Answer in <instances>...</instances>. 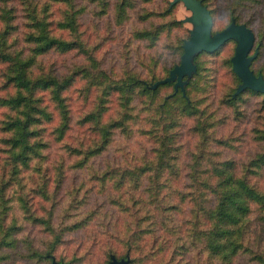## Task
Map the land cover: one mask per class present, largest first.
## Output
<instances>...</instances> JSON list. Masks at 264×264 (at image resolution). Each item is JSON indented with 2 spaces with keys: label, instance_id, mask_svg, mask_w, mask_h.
<instances>
[{
  "label": "trees",
  "instance_id": "trees-1",
  "mask_svg": "<svg viewBox=\"0 0 264 264\" xmlns=\"http://www.w3.org/2000/svg\"><path fill=\"white\" fill-rule=\"evenodd\" d=\"M218 1L201 0L212 16V32L221 30L234 20L251 27L255 41L258 39L264 45V11L253 7L263 8L264 0H222L226 22L214 30L220 8ZM136 2L0 0V260L10 256L7 247L12 246L16 239L11 233L21 231L28 224L39 225L45 233L39 244H34L30 236L23 238L30 255L40 260L53 257L67 230L82 227L96 215L95 208L88 205L92 182L101 186L111 182L116 187L126 183L131 189L145 191L146 200L135 193H130L127 199L130 204L126 207L128 211L133 209L135 219L126 228L130 242L133 243L140 234L139 230L130 229L141 225V230H145L156 219L165 228L176 227L175 210L179 204L159 193L166 179L163 173L168 176L178 174L176 156L171 149L174 137L181 131L174 117L193 115L197 116L193 128L202 133L203 139L199 142L202 150L192 156L189 166L185 162L192 184L188 197L183 192L179 193L191 203V216L186 220L185 231L174 237L172 258L178 257L175 264H188V258L182 257L197 248L193 264H264V186L252 180V175L261 174L264 168V122L255 130L261 148L248 160L237 161L233 156L220 152L211 156L207 152L209 143L217 142L218 146L234 148V138L207 139L223 120L219 123L213 110L201 108L199 97H193L188 90L183 93L176 89L156 104L158 119L153 116L154 124L148 129L156 131L158 138L153 140L148 150L144 146V151L134 153L130 160L123 162L124 165L109 160L95 165L96 157L108 149L113 135L118 132L129 135L138 111L142 107H150L159 88L174 81L152 87L180 62L183 42L189 36L185 29V34L175 42L171 39L173 28L182 25L181 20L174 17L158 23L150 20L146 26L134 27L133 37L147 41L148 46H154L161 37H167L168 45L174 43V50H177L178 63L163 65L157 70L158 58L150 56L145 60L147 78H142L127 61L119 75L106 71L93 55L99 42L90 44L86 40L79 19L87 12L98 19L109 20L112 15L114 22L120 25ZM176 3L166 0L161 10L144 8L139 14L143 19L150 15L167 16ZM249 8L252 9L251 14L245 17ZM254 21L259 22L257 32L251 26ZM229 40L232 38L215 51L201 52L215 56ZM71 53H81L87 61L66 63L65 58ZM200 53L193 55L197 74L204 68L197 60ZM231 57L223 58L222 64H226L225 70L235 76L237 85L234 84L220 101L232 106L236 117H239V102L246 91L262 95V101L264 93L248 87L234 93L241 79L232 68ZM208 70L207 67L206 74H203L204 83L210 78ZM76 80L82 81L78 92L83 94V98L88 100L90 91L94 96L92 105L74 120L69 91ZM175 102H178L177 115L173 116L168 106ZM73 123L86 134L77 142L67 140ZM209 131L211 134H207ZM205 156L207 158L201 162ZM82 171L85 178L78 182L77 178L72 179L74 174L79 175ZM88 180L90 188L80 192ZM114 201L123 203L118 199ZM141 208L152 216L144 214L138 217ZM68 217H71L69 223L65 222ZM146 217L151 219L144 222ZM71 261L61 257L58 263L71 264Z\"/></svg>",
  "mask_w": 264,
  "mask_h": 264
},
{
  "label": "rangeland",
  "instance_id": "rangeland-1",
  "mask_svg": "<svg viewBox=\"0 0 264 264\" xmlns=\"http://www.w3.org/2000/svg\"><path fill=\"white\" fill-rule=\"evenodd\" d=\"M165 1L150 0L144 2L137 0L135 7L128 10L127 19L120 25L114 22L112 15L109 20L106 18L98 19L91 12H87L80 17V28L86 40L90 44L99 42V45L93 51V55L99 60V64L106 71L113 75H119L122 66L127 61V64L138 71L142 78H147L148 72L145 60L149 59L150 56L158 58L157 70L163 65L178 63L177 50H174V43L168 45L169 39L167 37H161L154 46H148L147 41L134 38L132 35L134 27L146 26L150 20L158 23L162 19L171 20L172 17L181 20L182 23L181 26H175L170 32L171 39L174 42L178 37L185 34V29L188 30V35L190 36L191 31L200 28L201 22L199 19L195 21L189 19L193 12L190 8L186 7L182 0L175 4L172 13L167 14V16H161L162 14L150 15L147 19H143L140 16L139 13L143 12L144 8L161 10L163 5H165ZM222 2V0L217 2L220 8L218 9L219 12L214 23V30L223 27L226 22V18L223 15L224 10L221 7ZM253 7L257 9L261 8L264 11V5L263 8L257 5ZM251 11L252 9L250 8L246 10L245 17H248ZM244 20L242 19L241 21ZM251 26L257 32L259 22L254 21L251 23ZM236 44L237 40L232 38L221 48L219 54L215 56L202 53L201 51L203 50L194 53L197 55L201 52L197 57V60L204 67L198 72L200 74H197L195 67V70H190L181 77V82L177 84V87H175L176 79L169 85L161 86L157 91V95L151 100V106L142 107L138 111L136 121L131 124L132 131L130 134L127 135L119 132L114 134L108 149L103 155L96 157L95 165H102L107 160L121 162L120 164L124 165L123 162L130 160L134 153L144 151L142 150L144 146L148 150L150 144H153V140L158 138L156 131L153 132L148 129L154 124L152 117L155 116L158 119L155 110L156 104H160L164 97L172 95L176 89H180L183 93L188 90L193 97H199L201 108L205 107L207 111L213 110L219 118V123L220 120L221 122L223 120L219 126L215 127L212 135H209L207 139L212 140L214 137L222 139L227 136L234 138V148L218 146L217 142L209 143L207 145L209 155L212 156L214 152H216L214 155H217L220 152L227 156H233L237 161H246L257 153L261 148V143L255 137V130L261 127L264 122V101H262V95H255L250 91H246L239 102L241 104H239L241 108L239 117H236L232 106L220 101V98L225 96L227 92H230L234 84L237 85L235 76L225 70L226 64L225 66L222 64L223 58L229 59L233 55ZM256 48L257 54L251 62V68L256 73H261L264 76V45L260 44L258 39L254 43L253 50ZM253 50L251 53H253ZM86 61L85 56L81 53H71L65 58L66 63H85ZM228 62L230 66V61L227 60L226 63L228 64ZM207 67L209 68L210 78L208 82L204 83L205 77L203 74H206ZM81 82V80H76L73 89L69 91L74 120L92 105V98L94 96V92L90 91L88 93V100H86L83 98V94H79L78 88ZM190 82L191 85L189 84ZM177 106L178 102L168 106L170 112L174 113L173 116L177 115ZM110 108L112 110V106ZM174 118V120L178 121V129L181 131L179 135L174 137L171 149L172 154L176 156L175 162L178 166V174L168 176L167 173H163V177L166 179L163 180L159 194L163 195L164 198H173L178 202L179 205L175 210L176 227L165 228L156 219V222L151 223L145 230H141V225L140 227L130 229L140 231V234L135 237L133 243L130 242L128 238L129 230L127 231L126 228L128 224L131 226L135 219L132 214L133 209L128 211L126 207V204H130V201H127V199H129L130 193H135L136 196L138 195L137 197L141 196L142 199L146 200L145 191L140 188L131 189L126 183L120 187H116L111 182H106L104 186H101L97 182H92V190H89L88 205L95 208L96 215L93 219H89L82 227L67 230L62 242L54 250L53 257L41 258L40 260V258L30 255V251L25 247L27 245L23 238H29L30 236L33 238L34 244H39L42 242L45 233L39 229V225L32 226L28 224L24 225L21 231L15 230L11 233L16 238L15 242L12 246L7 247V251L10 253L9 258L0 260V264H53V262L58 263L61 257L71 259V264H106L108 263L107 261H111L114 255L116 259H128V264H175L178 257L173 259L174 255L171 254L173 240L177 234L185 231L188 223L186 220L191 216V203L187 199H184L183 194L179 193L183 192L188 197L192 184L189 176L190 172L185 162L189 166L192 162V156L202 150L199 142L203 138L201 131L193 128L197 116L192 115V117L183 116L179 118L177 116ZM204 118L207 117L204 115ZM72 127L67 140L70 139L73 142L82 140L86 135L83 133L82 128L78 127L76 123H73ZM207 134H211V132L209 131ZM205 158L207 157L205 156L201 159V162H204ZM85 177L86 175L82 171L79 175L74 174L72 179L77 178L76 182H78ZM252 180L264 186V168L261 174H253ZM86 188H90L89 180L80 192H83ZM115 199L123 203L119 204L114 201ZM144 214L152 216V213H145L144 208H141L137 213L138 217ZM150 219L146 217L144 222ZM55 220H58V217ZM70 220L71 217H68L65 222L69 223ZM196 249H193L182 257L183 259L185 257L188 258V264H193V261L195 262L194 252Z\"/></svg>",
  "mask_w": 264,
  "mask_h": 264
},
{
  "label": "water",
  "instance_id": "water-1",
  "mask_svg": "<svg viewBox=\"0 0 264 264\" xmlns=\"http://www.w3.org/2000/svg\"><path fill=\"white\" fill-rule=\"evenodd\" d=\"M180 0H171L176 3ZM186 7L193 12L189 18L192 21L200 20L201 26L195 31H191L189 38L183 42V52L180 62L169 71L168 76L155 82L152 87L158 83L167 82L176 79L175 87L181 82V77L190 70H195V64L192 61L194 53L199 50L212 52L217 50L225 41L235 38L237 44L231 57L232 68L241 79L234 93L242 91L244 88H251L264 93V76L261 73L255 74L250 68L251 60L257 54V48L250 54L254 42L255 33L251 27L245 23H236L232 20L221 30L212 32L213 19L205 5L201 0H182ZM178 73V75H176ZM128 259H116L112 257L108 264H124ZM53 264H58L53 262ZM63 264V263H61Z\"/></svg>",
  "mask_w": 264,
  "mask_h": 264
}]
</instances>
